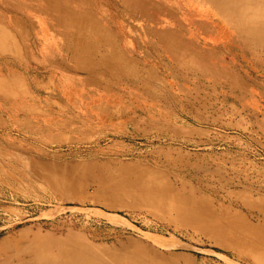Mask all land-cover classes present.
I'll use <instances>...</instances> for the list:
<instances>
[{"label": "rangeland", "instance_id": "rangeland-1", "mask_svg": "<svg viewBox=\"0 0 264 264\" xmlns=\"http://www.w3.org/2000/svg\"><path fill=\"white\" fill-rule=\"evenodd\" d=\"M228 2L0 0V264H264V35Z\"/></svg>", "mask_w": 264, "mask_h": 264}, {"label": "bare ground", "instance_id": "bare-ground-1", "mask_svg": "<svg viewBox=\"0 0 264 264\" xmlns=\"http://www.w3.org/2000/svg\"><path fill=\"white\" fill-rule=\"evenodd\" d=\"M228 6H235L239 10L238 28L255 30L258 35H264V0H230ZM227 14L232 15L233 12Z\"/></svg>", "mask_w": 264, "mask_h": 264}]
</instances>
